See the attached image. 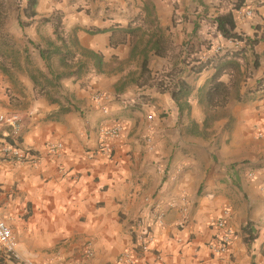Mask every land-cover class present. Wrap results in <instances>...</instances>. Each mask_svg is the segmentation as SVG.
<instances>
[{
  "label": "crops",
  "instance_id": "obj_1",
  "mask_svg": "<svg viewBox=\"0 0 264 264\" xmlns=\"http://www.w3.org/2000/svg\"><path fill=\"white\" fill-rule=\"evenodd\" d=\"M239 1L38 0L32 45L49 73L31 74L71 75L57 88L41 87L56 90L46 97H36L38 87L20 76L28 88L20 110L5 95L11 86H0V114L21 116V147L34 156L24 162L0 157V214L17 241V258L0 244V264H118L126 251L134 252L136 264H264V0H245L237 11ZM230 12L238 34L258 33L243 71L253 64L251 53L259 55L260 67L225 108L212 112L203 91L215 70L196 74L192 68L218 46L223 53L243 45L218 32L216 19ZM56 17L65 39L101 56L102 68L75 47L73 69L61 66L60 55L42 58L48 40L63 45ZM160 37L162 55L153 48ZM146 57L150 78L173 73L176 86L167 92L151 87L142 75ZM21 63L20 72L31 64ZM80 63L86 67L78 73ZM181 86L188 94L178 95ZM96 93L107 95V113L94 101ZM114 122L123 134L107 142L108 154L99 128ZM15 141L11 129L0 132V146ZM59 143L63 149L51 153ZM147 200L167 214L151 227L154 240L143 252L134 226L147 215ZM222 218L235 237L226 254L216 255L215 222Z\"/></svg>",
  "mask_w": 264,
  "mask_h": 264
},
{
  "label": "trees",
  "instance_id": "obj_2",
  "mask_svg": "<svg viewBox=\"0 0 264 264\" xmlns=\"http://www.w3.org/2000/svg\"><path fill=\"white\" fill-rule=\"evenodd\" d=\"M244 6L245 0H240L236 4L235 10L240 11ZM37 7L38 0H27V6L24 9V13L28 22H23L20 19V26L22 28L25 29L32 25V19L37 16ZM9 12L10 8L8 0H0V69L5 75L13 78L15 70H22L21 61L23 58L27 62L31 61L29 49L26 48L23 51L19 50L16 42L7 31L8 21L10 20ZM46 22H53V19H49ZM55 22V34L58 41L62 42L63 45L56 47L55 42H52L51 40L47 41L48 48L46 50H41L39 45H35L36 48L40 49V54L44 60L49 62L53 55H60L62 58L61 66L66 69H73L75 66L72 63L70 64L69 60L76 57L75 51L71 49V47H75L80 50L83 57H87L95 61V65L98 69L102 68L103 58L101 56L90 51L82 50L76 38L71 37L70 41H67V39L63 36L62 19L60 17H56ZM216 24L218 32L223 38L234 42H240L243 45L237 50L227 49L223 53L220 52L209 55L206 60H198L196 65L192 68L196 74H201L208 69L215 70L214 76L207 82L203 91L204 102L208 111L212 112L225 108L229 103L233 91L239 90L242 83L249 77H252L253 73L260 67L259 55L251 53L254 57L253 64L250 67L248 66V68L243 71L244 64H246L249 59L248 55L251 52V46L259 40L258 33L254 36L238 34L236 32L237 23L233 12L219 16L216 19ZM257 31H260L259 27L257 28ZM130 33L133 34L132 32ZM164 44L165 42H163V37L157 38L153 47L156 54H163ZM212 48L213 45L208 43L207 49L210 51ZM84 67H86V65L80 63L77 72L81 73ZM151 74L152 73L148 68V58L146 57L142 65V75L150 78ZM70 75L71 74L67 73L54 75L53 80H50L42 72H40L39 75L32 74L31 76L36 87L53 86L57 88L59 86V81ZM224 76L230 77L229 83L222 81ZM150 80V86L159 89L161 92L170 91L173 86H176L173 73L157 75L156 77L150 78ZM183 90H186V94L190 91L187 87L181 86L180 93H178V95H181ZM175 96H177V94H175Z\"/></svg>",
  "mask_w": 264,
  "mask_h": 264
},
{
  "label": "built area",
  "instance_id": "obj_3",
  "mask_svg": "<svg viewBox=\"0 0 264 264\" xmlns=\"http://www.w3.org/2000/svg\"><path fill=\"white\" fill-rule=\"evenodd\" d=\"M253 15V11L246 12V16L251 17ZM233 44L236 46H240V42H234L231 40ZM216 53H220L222 51V47H216L214 49ZM95 102L101 106L104 113L108 112L106 106L103 105V102L108 99L107 95L104 93H96L93 96ZM22 118L19 114L10 113V114H0V132L2 130L11 129L14 136L16 137V141L10 144H4L0 146V157L10 158L11 160H16L18 162H24L29 159L34 158L33 154L30 151L25 150L21 147L20 143V135L22 131ZM123 134L122 124L118 122H114L110 125L104 124L99 128V142L103 146V149L106 153L112 154L113 149L110 145L107 144L108 141L117 140ZM63 149V144H54L51 145L49 151L51 153H56L59 150ZM2 201V192L0 190V205ZM148 201L149 209L146 216L139 218L135 223L136 229V240L138 247L143 252L149 251L150 245L152 244L154 237L151 232V227L162 224L166 218V211L161 208L154 206ZM216 227L220 231L219 239L215 245H213V250L216 255H224L228 252L230 245L232 244L235 231L234 229L227 223L225 218L219 219L215 222ZM0 244L5 247L8 254L17 258L16 246L17 241L14 236L12 228L8 225V223L3 219L0 214ZM24 264H38L33 261H27ZM118 264H136V260L134 257V252L126 251L118 258Z\"/></svg>",
  "mask_w": 264,
  "mask_h": 264
},
{
  "label": "rangeland",
  "instance_id": "obj_4",
  "mask_svg": "<svg viewBox=\"0 0 264 264\" xmlns=\"http://www.w3.org/2000/svg\"><path fill=\"white\" fill-rule=\"evenodd\" d=\"M8 3L10 8V12H9L10 20L8 21L7 31L16 42L19 50H23L25 47H28L30 49L31 64L30 63H29L30 65L26 64L27 66L24 65L25 70L23 72L15 70L14 77L12 78L14 80L8 78L2 72H0L4 75V78L0 80V86H3L2 84L6 85L7 83L8 85L11 86V88L7 90L5 95L10 98L12 107H14V109L16 110H20L22 108H26V104H27L26 99L28 98V94H26V91L28 92L27 90L28 88L26 89V87L23 86L22 81L19 80L20 76L26 80H29V83L34 85L35 83L32 80L31 71L37 72L39 70L41 71L44 70L47 73H49V69L46 66V64L41 60L39 54L33 48L32 45V43L34 42V35L32 34L33 28L28 27L24 29L20 26V19L23 22H28V19L26 18L24 13V9L27 6V0H8ZM44 42L45 40H43V43ZM41 89L42 88L39 86L36 92V97L41 95L43 97H46L48 95L50 96V91L56 92V90H50V88H46L48 90L45 91Z\"/></svg>",
  "mask_w": 264,
  "mask_h": 264
}]
</instances>
